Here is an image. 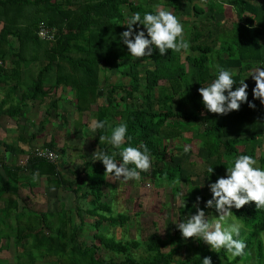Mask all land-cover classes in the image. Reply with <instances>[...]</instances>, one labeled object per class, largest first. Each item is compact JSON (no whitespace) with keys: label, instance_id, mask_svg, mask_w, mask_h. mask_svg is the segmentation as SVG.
Instances as JSON below:
<instances>
[{"label":"trees","instance_id":"1","mask_svg":"<svg viewBox=\"0 0 264 264\" xmlns=\"http://www.w3.org/2000/svg\"><path fill=\"white\" fill-rule=\"evenodd\" d=\"M153 5L169 7L181 16L190 43L187 52L169 50L161 56L154 50L150 57H130L120 40L127 30L126 17L155 13ZM200 15L206 18L195 21ZM39 22L52 29V39L37 36ZM133 28L143 30L142 25ZM213 64L233 71V90L245 80L254 109L244 103L239 111L227 115L206 112L198 89L216 78ZM256 67H264V0H205L203 5L201 0H0V90L4 91L0 116L18 120L25 107L37 105L44 114L39 128L43 121L67 123L59 105V93L67 88L76 113L70 130L84 129L81 119L89 117L91 104L95 105L93 120L107 121L104 129L93 132L90 153L79 154L81 161L74 169L64 170L65 147H58L53 136L40 148H25L36 132H26L21 125L11 144L0 139V225L4 230L0 231V249L12 240L13 264H202L204 257H211L212 264H234L238 257L229 262L223 249L211 253L203 242L183 239L176 227L164 237L152 231L144 240L112 235L108 227L124 228L128 216L113 212L111 204L101 200L105 168L92 155L95 150L109 155L118 152L107 141L100 142L99 136H109L113 127L126 123L122 147L144 143L151 154V170L142 173V178L159 183L175 180L188 186L177 208L181 220L195 213L197 197H201L199 208L216 212L205 207L211 195L207 197L190 184L193 175L203 174L214 181L240 154L253 156L264 168V105L253 99L255 82L248 77ZM106 71L126 77V82H110ZM169 139L188 143L192 151L185 154L184 145L179 144L175 147L178 154L169 152ZM1 147L13 156L15 150L25 152L26 157L6 164ZM45 150L54 158L46 157ZM209 166L214 167L212 174L207 171ZM33 173L48 186L71 192L73 210L61 206L56 211H36L23 203L20 189L32 188ZM83 199L81 207L79 200ZM83 211L93 217L88 222L93 231L89 243L77 235L86 227ZM232 211L249 228L244 238L248 249L253 246L250 239L264 230V211H257L254 203ZM185 245L194 252L182 259ZM139 247L144 255L136 256L133 250ZM254 247L260 255V240ZM100 249L112 255H99Z\"/></svg>","mask_w":264,"mask_h":264},{"label":"clouds","instance_id":"2","mask_svg":"<svg viewBox=\"0 0 264 264\" xmlns=\"http://www.w3.org/2000/svg\"><path fill=\"white\" fill-rule=\"evenodd\" d=\"M205 0H201V4ZM127 30L123 31L120 40L126 45L128 54L132 59L150 57L154 50L161 56L169 50L180 53L187 52L190 43L185 39L184 26L172 11L159 5L155 13L145 12L143 15L136 12L126 17ZM134 25H142L143 30H134ZM38 36L45 38L46 31L41 23ZM52 39V36H47ZM216 69V78L207 86H201L198 93L202 98L203 108L207 113L227 115L239 111L241 105L247 103L250 108H255L254 103L248 100V84L242 80L238 87L233 79V71L222 68L219 64L210 65ZM252 77L255 86L252 89L254 100H259L264 105V67H256L248 74ZM203 114V113H202ZM107 121L92 120L90 130L104 129ZM127 124L119 123L111 129L109 136H99L100 142L107 141L114 149L111 155L103 151H94L93 161H102L105 168L104 176L113 182L128 183L129 181L142 180V173L149 172L152 167V158L146 144L139 147L124 146L127 137ZM130 140L131 138L128 137ZM185 154L192 151L191 145H184ZM51 158L52 153L48 154ZM119 156V160L116 157ZM209 173L214 172V167L207 168ZM38 173H33L32 181L36 182ZM150 186V185H149ZM211 198L206 201L205 207L215 209L218 218L206 216L198 204L201 197H197L194 214L186 218L177 219L173 223L185 240L195 239L206 244L211 251L219 253L222 249L227 254L229 262L237 257L246 255L247 244L240 238L244 225L233 216V209L255 204L257 211H264V168L251 155L240 154L233 158L226 167V174L208 185ZM202 264H212L211 257H204Z\"/></svg>","mask_w":264,"mask_h":264},{"label":"rangeland","instance_id":"3","mask_svg":"<svg viewBox=\"0 0 264 264\" xmlns=\"http://www.w3.org/2000/svg\"><path fill=\"white\" fill-rule=\"evenodd\" d=\"M156 6L153 5L155 9ZM159 6L166 10L172 11L173 14L177 13L169 7L162 5ZM176 16L181 19L180 15L176 14ZM205 16L206 15H200L195 18V21H199L200 18H206ZM183 55L184 53H181V57H183ZM98 75L99 79H101L102 73L99 72ZM106 75L108 76V80L110 82H115L116 80L126 82L127 79L126 77L120 78L118 74L112 71H106ZM18 88L16 90L17 96L19 95L20 89ZM3 93L4 91L0 90V98L3 97ZM59 94L61 95V99L59 100L60 109L63 111L64 119L67 121V123L61 124L57 121H43V124L41 125L42 127L39 128L38 121H40L44 116L43 108L37 105H29L24 108L23 117L21 119L17 120L15 118L5 117L4 115L0 116V139L2 142L11 144L10 138L18 132L21 125L26 126V132H36L32 142L25 146V148L28 146L40 148L43 142H47L50 136H53L58 147H65L64 157L66 162L63 165L64 170L66 168L74 169L78 164H80L81 161V158L78 155L90 153V141L93 137V132L90 130V123L93 120L91 112L95 109V105H90V110L88 111L89 117L87 118V116H83L81 119L82 122H85V127L83 129L84 131L81 129V127L76 132H73L70 129L76 119V113L73 111L69 101L72 100L71 93L67 88H65L64 91ZM193 124L196 125L197 123ZM82 132L83 135H80ZM262 143L264 144V140ZM179 144H181L180 147L182 148L183 145L188 143H184V141H180V139H169L167 141L168 151L178 154L179 151L176 150L175 147ZM21 147L22 149H25L24 146L21 145ZM1 150L3 161L6 164L22 162L26 157L25 152L20 153L18 150H15L16 155L14 156L9 152L3 151L2 147ZM199 166V162H196L195 170L199 169ZM225 174L226 171H222L221 173L217 174L218 176L215 177L214 181L207 180V177H205L203 174H197V176L193 175L190 178V184L199 188L202 194H205L207 197H209L211 192L208 185L215 182L219 177L224 176ZM32 183L31 189H29V187L20 189V195L23 198L22 202L31 207L32 210L56 211L61 208V206L63 208H69V210H73V195L71 192L48 186L43 177H38L37 181H32ZM187 188L188 186L186 184L183 182H176L175 180L170 183L165 181H161L159 183L155 180L143 177L139 182L133 180L129 181L128 183H123L113 182L108 180V178L105 176V185L102 187L104 197H102L101 200L111 204V209L113 212H123L128 216V220L124 228L108 227V231H110V233L116 238H124L128 240L131 238L144 240L146 236L152 231H156L159 235L164 237V235L171 233L176 227L173 222L177 219H180L177 214V208L179 207L181 199L186 193ZM79 202L81 207H84L85 200H79ZM19 205H21L20 199ZM101 213L103 215L107 214L105 212ZM205 213L206 216L211 217V219L212 217L218 218L219 215L217 212L213 211ZM72 217L74 221H77V217L74 213L72 214ZM81 217L85 223L84 226L86 227L77 231V235L86 243H89L93 231L88 228V222L91 221L93 217L91 215H87L84 213V211L81 212ZM239 222L241 221L239 220ZM248 233L249 228L244 226L241 230V239L244 240V238H247ZM258 240H260L261 243L260 255L256 254L257 251L254 247V243ZM250 243H252L253 246L248 247V249L245 251L246 255L243 257H238V261L234 262V264H264V230L257 232L253 236V239H250ZM204 245L207 246L206 244ZM208 250L211 253H214V251H211L210 249ZM14 251V248L9 249L8 251L1 250L0 258L4 259V261L0 264H7V261L10 263L14 258ZM133 252L136 256L144 255L140 247L133 250ZM193 252L194 251L192 249H181V258L187 259L193 254ZM98 253L99 255H112L111 252L104 249H100Z\"/></svg>","mask_w":264,"mask_h":264},{"label":"built area","instance_id":"4","mask_svg":"<svg viewBox=\"0 0 264 264\" xmlns=\"http://www.w3.org/2000/svg\"><path fill=\"white\" fill-rule=\"evenodd\" d=\"M41 23H42V22H39L38 25H37V32H36V33H37V36H38V33L41 31ZM43 28H44V30L46 31V36H45V38H41L40 36H38V37L41 38V39H48L47 36H49V35L52 36V29L46 27L44 24H43ZM43 152L45 153V156H46V157L50 158L48 154H49V153H52V152H50V151L47 152L46 150L43 151ZM52 154H53V153H52ZM52 158H54V154H53V156L51 157V159H52Z\"/></svg>","mask_w":264,"mask_h":264},{"label":"crops","instance_id":"5","mask_svg":"<svg viewBox=\"0 0 264 264\" xmlns=\"http://www.w3.org/2000/svg\"><path fill=\"white\" fill-rule=\"evenodd\" d=\"M205 17H206V16H205ZM249 72H250V71H249ZM15 135H16V134H15ZM15 135H14V136H15ZM14 136H13V137H14ZM11 138H12V137H11ZM11 138H10V139H11ZM0 231H4L2 225H0ZM2 242H3V238L0 239V243H2ZM185 247H186V245H185L182 249L185 250V249H186ZM13 248H14V246H13L12 240L10 239L7 248H2V249H0V251H1V250H2V251H4V250H7V251H8L9 249H13ZM192 250H193V249H192ZM3 261H4V259H1V258H0V263H2ZM5 261H6V260H5ZM13 261H14V258L11 260L10 263H8V261H7V264H13Z\"/></svg>","mask_w":264,"mask_h":264}]
</instances>
